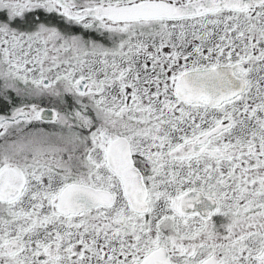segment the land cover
<instances>
[{
    "label": "snow or ice",
    "instance_id": "snow-or-ice-1",
    "mask_svg": "<svg viewBox=\"0 0 264 264\" xmlns=\"http://www.w3.org/2000/svg\"><path fill=\"white\" fill-rule=\"evenodd\" d=\"M0 264H264V0H0Z\"/></svg>",
    "mask_w": 264,
    "mask_h": 264
}]
</instances>
